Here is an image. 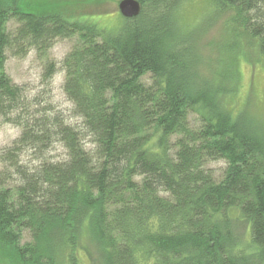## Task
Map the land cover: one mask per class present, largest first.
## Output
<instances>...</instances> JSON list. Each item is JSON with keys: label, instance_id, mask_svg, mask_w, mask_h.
Instances as JSON below:
<instances>
[{"label": "trees", "instance_id": "obj_1", "mask_svg": "<svg viewBox=\"0 0 264 264\" xmlns=\"http://www.w3.org/2000/svg\"><path fill=\"white\" fill-rule=\"evenodd\" d=\"M182 1L138 0L140 13L111 34L0 1V120L19 132L0 146L10 264H79L80 252L92 264H251L236 251L233 211L264 264V127L230 115L224 87L200 74L176 19ZM212 2L264 58V0ZM61 39L74 42L61 68L67 114L5 71L8 56H44Z\"/></svg>", "mask_w": 264, "mask_h": 264}, {"label": "rangeland", "instance_id": "obj_2", "mask_svg": "<svg viewBox=\"0 0 264 264\" xmlns=\"http://www.w3.org/2000/svg\"><path fill=\"white\" fill-rule=\"evenodd\" d=\"M6 6L27 9L36 14L57 12L71 21L95 25L107 33H116L124 23L119 13L121 0H0ZM230 10H220L212 0H183L176 19L182 35L194 39L197 54L201 58L200 74L215 85L224 87L220 97L226 110L236 117L246 113L254 122L264 127V58L260 54L257 39H252L245 31L238 29L232 20ZM72 40H57L46 55L29 51L24 58L8 56L5 71L15 84L33 93L42 91L46 100L64 114L71 111L62 91L64 73L62 60L73 46ZM54 64L51 77L46 66ZM223 76L220 78V76ZM221 79V80H220ZM16 127L0 120V146L12 143L18 136ZM63 149L54 145L51 156L61 158ZM25 161L33 160L23 155ZM221 162H213L209 167L219 173ZM231 223L235 234L236 251L251 264H261L257 259L258 249L251 241L249 223L239 212L233 211ZM86 236V234H82ZM81 246L88 249V241L82 239ZM1 251L8 254L3 246ZM0 257V264L11 261ZM85 253H79V264H92ZM15 262V261H13Z\"/></svg>", "mask_w": 264, "mask_h": 264}, {"label": "water", "instance_id": "obj_3", "mask_svg": "<svg viewBox=\"0 0 264 264\" xmlns=\"http://www.w3.org/2000/svg\"><path fill=\"white\" fill-rule=\"evenodd\" d=\"M118 10L123 18L131 19L140 13L141 6L138 0H121L118 3Z\"/></svg>", "mask_w": 264, "mask_h": 264}]
</instances>
